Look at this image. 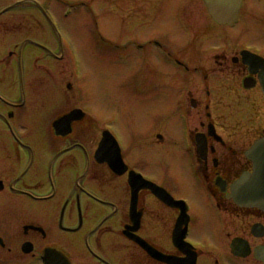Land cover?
Instances as JSON below:
<instances>
[{
    "label": "flooded vegetation",
    "instance_id": "obj_1",
    "mask_svg": "<svg viewBox=\"0 0 264 264\" xmlns=\"http://www.w3.org/2000/svg\"><path fill=\"white\" fill-rule=\"evenodd\" d=\"M100 1L114 11V22L122 15L123 23L129 18L143 29L154 17L183 34L178 54L158 38L113 42L144 53L114 60L130 62L122 79L154 106L155 128L138 132L142 149L165 152L171 167L164 157L150 163L154 179L132 166L135 149L126 150L121 129L99 119L100 91L80 89L78 54L60 26L57 32L33 1L0 0V264H264V209L231 198L232 184L252 170L246 151L264 136L249 145L243 136L237 144L228 131L239 118L234 109L245 122L252 116L247 94L264 101L260 72L242 61L241 52L250 49L217 45L226 26L203 0L201 17L193 0ZM169 84L182 90L170 95ZM212 109L225 113L227 123ZM176 123L185 163L171 155L178 154L166 139ZM184 172L202 188L198 203H211L209 231L217 245L201 248L192 239L203 237L204 225L200 207L174 191L173 175Z\"/></svg>",
    "mask_w": 264,
    "mask_h": 264
},
{
    "label": "rangeland",
    "instance_id": "obj_2",
    "mask_svg": "<svg viewBox=\"0 0 264 264\" xmlns=\"http://www.w3.org/2000/svg\"><path fill=\"white\" fill-rule=\"evenodd\" d=\"M33 1L42 10L53 14L52 18L60 26L65 42L71 44L76 49L79 58V69L82 73L80 89L82 90L83 88L89 91L92 88L95 91H100L99 100L94 103L97 106L99 119L102 123L115 121L113 124L121 129L123 135L121 137L126 150L129 152L127 147L130 146L135 149L132 157L129 158V163L132 166L144 168L148 175L156 179L155 173L149 169L150 163L159 165V157H164L166 164H169L170 167L172 163L169 162L170 158L165 155V152H163L165 156L158 155V151L155 148L152 150L147 149V152H145L142 149L144 136L138 133L142 131L148 133L155 126L154 115L151 112L154 106L148 102L142 103L136 94H133L136 91H132L133 86H136V84L131 85L129 80L122 79L130 62L119 63L114 60L116 55L125 58L129 54L133 55V57L137 54V59H140L144 53L136 52L130 47L116 49L113 46V42L125 44L129 42L156 40L158 38V40L162 41L175 54H178L184 47V37L180 29L173 28L169 23H165L154 17L151 18L149 25L143 29L138 28L133 23H129V18H126V21L123 23L122 15L118 16V22H114L113 15L116 18L114 11L112 9L111 12L107 11V8H105L107 4L100 0ZM181 1L186 3L188 0ZM82 3L94 8V11L98 14H95V16L91 15L86 7L81 6ZM191 3L194 10H199L197 17H201L204 11L202 0H193ZM186 10L189 11L188 9ZM67 12L70 15L65 17L64 15ZM95 19H98L97 27L94 22ZM221 32L222 35H219L223 36V39L217 45L225 46V42H227L230 47H238L239 49L247 47L256 54L264 56V0H245L239 22L233 27L222 28ZM97 34L102 36L106 42L97 40ZM139 62L140 60H137L133 65L140 67ZM182 79H187V77ZM231 80L234 81L235 78L230 77L228 83ZM191 81L193 83L195 82L192 79ZM227 85L226 92L231 94L232 84ZM181 90L180 87L173 88L171 84L168 85V94L170 95L174 94V92L176 94ZM200 90L201 88H196L193 95L195 97L198 96ZM247 96L253 101V107L251 109L252 116L245 122L242 115L238 112L239 109H234V116L238 114L239 118L236 119L232 128L228 131L237 144L241 142L243 136H246L250 140L249 145L258 137V133L264 131V101L257 94L249 93ZM87 99L89 100V98ZM210 111L213 112L215 119L217 118L220 122L227 123L225 113L217 109ZM194 119L196 120V124H199L197 111L194 112ZM201 121L206 122L203 109H201ZM176 124V129L173 128L170 130V133L166 135V139L171 144V151H176L178 154H172L170 151L171 155L175 158L176 156L179 157L177 162L181 161L185 163L184 153L180 147L181 131L178 123ZM173 176L176 182L174 191L190 197L189 199L193 205L200 207V219L203 220L204 225L203 237L193 233L192 239L201 248L217 245L215 241H212V237L210 236L212 234L211 220L209 218L211 215V203L205 198H200L198 203L199 194L203 195L200 191L202 188L195 185L187 177L185 172L180 175L174 174ZM209 229L211 230L209 231Z\"/></svg>",
    "mask_w": 264,
    "mask_h": 264
},
{
    "label": "water",
    "instance_id": "obj_3",
    "mask_svg": "<svg viewBox=\"0 0 264 264\" xmlns=\"http://www.w3.org/2000/svg\"><path fill=\"white\" fill-rule=\"evenodd\" d=\"M206 5L209 8V11L213 18L219 23V24H227V25H233L238 20L239 11L242 5L243 0H204ZM245 53L244 55L246 56ZM257 62L260 61V59H256ZM71 115H69L67 118H70ZM251 159L255 163V172L254 176L243 177L239 183L234 188V193L238 196L242 191L245 190L246 187H249L250 191L252 192L253 198L250 199V202H255L256 204L252 205H264L263 200H261V197H264V187H260L258 191V186L252 185L251 182L253 181H264V138L259 140L253 148L250 150L249 153ZM249 184V186H248ZM250 195V194H249ZM243 196V195H241ZM237 200H240L236 197Z\"/></svg>",
    "mask_w": 264,
    "mask_h": 264
}]
</instances>
